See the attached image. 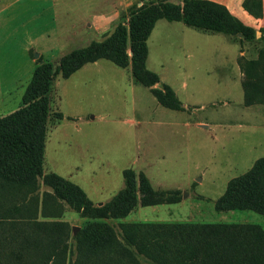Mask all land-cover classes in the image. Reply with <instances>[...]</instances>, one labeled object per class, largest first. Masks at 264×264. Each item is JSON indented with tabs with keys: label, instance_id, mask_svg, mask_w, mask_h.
<instances>
[{
	"label": "rangeland",
	"instance_id": "374dc122",
	"mask_svg": "<svg viewBox=\"0 0 264 264\" xmlns=\"http://www.w3.org/2000/svg\"><path fill=\"white\" fill-rule=\"evenodd\" d=\"M149 1L153 0H129L127 4L118 5L120 8L116 10L113 8L117 0H55V5L63 17L71 10L75 17L112 10L106 13L113 16L108 23L99 25L91 21L88 28L84 27L89 30V43L100 39L118 23H125L128 27L131 9ZM64 22L63 19L59 21V30L66 29ZM168 23L166 20L158 23L147 40L148 66L172 85L184 105L183 110L168 109L157 103L150 88L162 89L160 81L147 88L130 81L131 75L126 69L105 59L99 60L98 65H89L105 71H82L69 79L56 76L49 97L51 116L46 125L42 167L43 174L55 173L79 185L95 205L109 200L123 186L122 170L128 167L134 170L136 180L138 173L143 172L155 190L179 191L180 200L154 205L138 202L124 217L94 220L81 216L65 202L54 198L53 190L41 180L39 187L27 196L21 194L16 200L2 199L17 202V217L32 216L37 222H63L60 234L62 240L69 235L65 244L71 260L74 258L71 237L95 221L106 222L118 232V224L125 223L226 224L246 221L260 224L264 229L261 214L252 211L220 213L214 208V202L224 192L227 181L241 174L249 160L262 153L257 141L258 136L264 134L263 130L254 128L249 122L238 125L244 121L236 116L242 107L240 88H228L224 84L217 87L213 83L216 71L212 67L225 54L230 59L236 47L221 33H202L181 23H175L173 27L164 25ZM9 29L12 68L23 70L29 81L31 68L34 70L43 61L55 65L65 54L44 55L28 48L32 67L23 66L24 57L12 43L18 44V40L13 39L18 28ZM182 44L184 53L180 50ZM126 53L130 59L129 38ZM0 61L2 71L10 68H6L4 60ZM226 102H231L235 110L234 125L231 126H226L225 115L222 117L231 108L230 105L224 107ZM216 109L223 110L219 117L223 124L205 126V122L209 124L215 120L212 113ZM57 112L63 115L61 120L56 119ZM211 134H216L217 139L211 138ZM226 134L238 136L233 141L232 151L228 149ZM3 196L9 198L7 194Z\"/></svg>",
	"mask_w": 264,
	"mask_h": 264
},
{
	"label": "trees",
	"instance_id": "16d2710c",
	"mask_svg": "<svg viewBox=\"0 0 264 264\" xmlns=\"http://www.w3.org/2000/svg\"><path fill=\"white\" fill-rule=\"evenodd\" d=\"M244 7L264 17L261 0H245ZM158 19L238 34L247 40L255 37V30L242 24L222 4L210 0H153L131 9L128 27L125 23L116 24L100 39L62 55L55 65L48 61L39 63L26 86L21 106L0 117V264H264V229L255 223H125L118 224V232L106 222H90L71 237V260L65 244L69 235L62 240L60 234L63 222L17 217V202L2 200L27 196L39 187L40 180L53 190L54 198L94 220L124 217L138 202L154 205L180 200L177 190L153 189L143 172L138 173L136 180L129 167L122 171L123 186L109 200L95 205L79 185L55 173L43 174L42 167L46 125L51 116L49 97L55 77L67 78L83 65L105 59L121 68L130 67L135 80L150 88L159 82V77L146 66L147 39ZM260 31L263 35L264 27ZM128 38L130 59L126 53ZM263 64L264 48L257 59L241 62L247 77V104L263 98ZM150 92L162 106L183 110L182 102L168 84L162 83V89L150 88ZM62 116L57 112L56 119ZM214 208L264 214V157L257 158L249 170L228 181Z\"/></svg>",
	"mask_w": 264,
	"mask_h": 264
},
{
	"label": "crops",
	"instance_id": "0c3cea01",
	"mask_svg": "<svg viewBox=\"0 0 264 264\" xmlns=\"http://www.w3.org/2000/svg\"><path fill=\"white\" fill-rule=\"evenodd\" d=\"M25 1H31V2L28 3ZM128 1L129 0H124V1L117 0V4L113 8V10L120 8L118 7V5L127 4ZM170 1L175 3L182 2V0H170ZM210 1L224 5L227 8V10L235 18H237L242 24L253 28L255 30L254 39L247 40L238 34L234 35L223 32L206 31L192 26H188L184 24L182 21H168L166 19H158L155 22V25L149 37L154 31L156 25H158V23H162V20L168 21L169 23L164 25H171V27H173L175 23L178 24L181 23L185 27L193 28L202 33H207V34L221 33L222 35H224L228 43L235 45L236 50L231 55L230 59H227V56L225 54V57L220 59V62L212 67V70L216 71V77L214 78L213 83L217 87H219L222 84L226 85L228 88H230V86L231 87L238 86L242 91V100L240 103L242 107L240 108L241 110L237 112L236 116H238L237 118L239 120L242 121L244 120L243 123L241 124L239 123L238 125H243L244 123L246 124L247 122H249L250 123L249 125L254 126V128H258V129L260 128L264 132V94L262 100L259 102H253L251 104H247L245 102L244 82L246 81L247 77H246L245 69L241 65V62L257 59L259 51L262 48H264V34L262 35L260 31L264 27V17L260 15L258 16L254 15L251 12H249L247 9H245L244 7L245 0H210ZM261 1L264 2V0ZM11 6L13 9L10 8ZM110 11L112 10L100 11V13H93V14H82V15L80 14L79 16L76 15L75 17L73 10H71V13H69V11L65 12L66 17H63V15L60 14L56 9L55 0H0V60L1 59L4 60L6 68L10 67L8 70L5 69L6 71H2L0 69V117L15 111L21 106L22 96L29 82V78H27V76L24 75L23 70H20L18 68L16 69L12 68V66L14 65L10 61L11 49H9L12 35L9 28H13V27L18 28L17 36L16 37L14 36L13 38L18 40V44H14L13 41L12 43L13 45H15L16 50L19 51L20 54L24 57L23 66L27 64V67L29 66V68H31L32 64L28 60L29 56L27 54L28 48L29 49L32 48L34 51L40 54L49 55L53 53L64 54L75 47L84 46L88 43V39H89V30H84V27L88 28L90 26L91 21L92 23L96 22L99 25H104L108 23V21H110L111 18H113V16L106 15V13L107 12L109 13ZM11 14H13L12 17ZM62 19L65 21L63 24V26L66 28L65 30L58 29L59 21ZM29 28H39V29L30 30ZM167 29H169L168 26ZM257 31H260V36H256ZM84 42H86V44H83ZM256 46H259V48H256ZM180 50L182 51V53H184L185 51L184 44L180 45ZM148 55H149V48L146 59L147 68L149 67ZM98 61L99 60L83 65L74 73H72L69 77L64 79H69L72 75H75L78 72H82V71H89V70L98 71V72L105 71V69L101 67L91 68L89 66V65H98L97 64ZM263 68H264V64H263ZM122 69H126L130 73L131 75L130 81H136L135 78L133 77L130 67L122 68ZM148 69H150L151 71L154 70L151 69L150 67ZM31 72H33V68H31V71L29 73ZM222 75L224 76V78ZM159 81L160 83L167 84V82L163 81L160 77H159ZM261 82L264 87V77ZM168 85L174 91L172 85L170 84ZM230 104L231 102L230 103L226 102L224 107H228ZM210 106L213 107V104L210 103ZM230 106L231 108H228V110L225 111V114L223 113L222 115V117L225 115L224 123L226 126L234 125L233 116L235 110H234V106L232 105ZM222 112L223 110L218 111L216 109L215 112L212 113V115H215V118H213L215 120L210 121L209 124L205 122L204 125L218 126L223 124L221 121H219V117ZM255 121L257 122L255 123ZM211 138L217 139L216 134L214 135L211 134ZM226 138H227L228 149L231 151L234 150L232 148V144L233 141L237 140L238 136L234 134H226ZM257 144L258 146H260V152H262L260 153L261 155H258V157H253L252 159H250L249 163L245 165L241 174L249 170L257 158L264 157V134L258 136ZM235 150L237 151V149ZM234 211L236 210L217 211V212L234 213ZM244 211H249V210H244ZM261 215L264 216V214ZM245 222L246 221H239V223H245ZM246 223H252V222H246ZM260 226L262 227V225Z\"/></svg>",
	"mask_w": 264,
	"mask_h": 264
},
{
	"label": "water",
	"instance_id": "95a60500",
	"mask_svg": "<svg viewBox=\"0 0 264 264\" xmlns=\"http://www.w3.org/2000/svg\"><path fill=\"white\" fill-rule=\"evenodd\" d=\"M256 36H260V31L256 32ZM154 85H157V83H155Z\"/></svg>",
	"mask_w": 264,
	"mask_h": 264
}]
</instances>
